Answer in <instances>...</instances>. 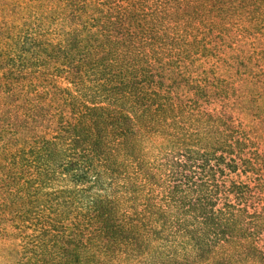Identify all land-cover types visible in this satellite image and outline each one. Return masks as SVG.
<instances>
[{
	"label": "trees",
	"instance_id": "obj_1",
	"mask_svg": "<svg viewBox=\"0 0 264 264\" xmlns=\"http://www.w3.org/2000/svg\"><path fill=\"white\" fill-rule=\"evenodd\" d=\"M58 2L42 41L0 42L19 262L264 264V157L199 74L264 30V0Z\"/></svg>",
	"mask_w": 264,
	"mask_h": 264
},
{
	"label": "rangeland",
	"instance_id": "obj_2",
	"mask_svg": "<svg viewBox=\"0 0 264 264\" xmlns=\"http://www.w3.org/2000/svg\"><path fill=\"white\" fill-rule=\"evenodd\" d=\"M59 0H0V42L9 44L42 41L43 37L30 36L32 31L56 30L57 21L52 13L59 7ZM49 19H46L47 14ZM234 63L227 60H210L201 68L204 81L214 84L215 89L229 88V100L219 99L214 107L220 113L230 114L234 132L244 134L252 141L245 155L252 153L264 157V30L252 32L235 46ZM229 64H232L233 70ZM229 68V71L227 70ZM226 70L228 73H226ZM43 80H40L42 82ZM60 84L51 82L46 87L56 104ZM54 127V126H53ZM256 170V169H255ZM239 180L238 178H236ZM240 181H248L243 176ZM15 212L10 208L0 219V264L20 263L19 242L14 230Z\"/></svg>",
	"mask_w": 264,
	"mask_h": 264
}]
</instances>
